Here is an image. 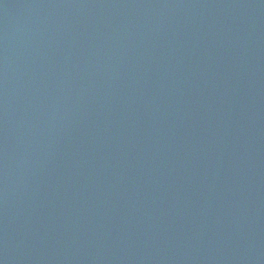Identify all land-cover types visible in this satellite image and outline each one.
Returning a JSON list of instances; mask_svg holds the SVG:
<instances>
[{"label": "water", "instance_id": "95a60500", "mask_svg": "<svg viewBox=\"0 0 264 264\" xmlns=\"http://www.w3.org/2000/svg\"><path fill=\"white\" fill-rule=\"evenodd\" d=\"M0 264H264V0H0Z\"/></svg>", "mask_w": 264, "mask_h": 264}]
</instances>
